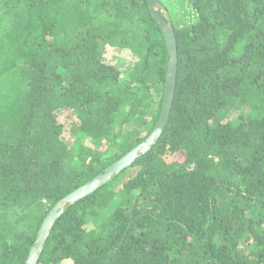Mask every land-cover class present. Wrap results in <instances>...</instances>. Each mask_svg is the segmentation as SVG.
I'll list each match as a JSON object with an SVG mask.
<instances>
[{
	"label": "trees",
	"instance_id": "16d2710c",
	"mask_svg": "<svg viewBox=\"0 0 264 264\" xmlns=\"http://www.w3.org/2000/svg\"><path fill=\"white\" fill-rule=\"evenodd\" d=\"M159 3L167 125L64 211L38 264H264V0ZM168 60L146 0H0V264H25L53 205L148 136Z\"/></svg>",
	"mask_w": 264,
	"mask_h": 264
},
{
	"label": "water",
	"instance_id": "95a60500",
	"mask_svg": "<svg viewBox=\"0 0 264 264\" xmlns=\"http://www.w3.org/2000/svg\"><path fill=\"white\" fill-rule=\"evenodd\" d=\"M146 1L149 13L155 19L159 28L163 32L167 53L169 56L167 73L165 77L164 96L158 120L152 131L139 145L132 148L124 156L108 166L101 174L75 189L53 205L39 226L34 245L29 250L25 264H38L39 258L43 252V247L47 241L51 229L53 228L54 223L68 207L76 204L81 199L86 198L90 194L99 190L105 184L117 177L118 174H120L123 170L131 166L139 157L149 152L160 139L167 125L173 104L178 71V55L175 31L165 8L159 3V0Z\"/></svg>",
	"mask_w": 264,
	"mask_h": 264
},
{
	"label": "rangeland",
	"instance_id": "374dc122",
	"mask_svg": "<svg viewBox=\"0 0 264 264\" xmlns=\"http://www.w3.org/2000/svg\"><path fill=\"white\" fill-rule=\"evenodd\" d=\"M161 2H163V0H160ZM112 63L115 64V61H112ZM125 63V62H124ZM127 64H124V66H126ZM249 114V110H245L244 108H237L234 112H228V113H222L220 115V121L221 122H231L233 124H236L239 122V118L240 117H246ZM170 160V158L168 159V161ZM134 171L133 170H129L127 172H125L119 179H118V183L114 184V187H119L120 183H122V181H125L129 178V176H133Z\"/></svg>",
	"mask_w": 264,
	"mask_h": 264
}]
</instances>
